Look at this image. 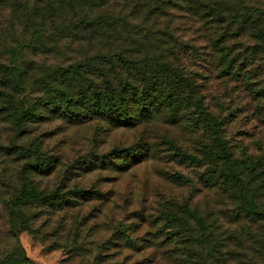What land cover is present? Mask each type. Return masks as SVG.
Instances as JSON below:
<instances>
[{
	"label": "rangeland",
	"instance_id": "obj_1",
	"mask_svg": "<svg viewBox=\"0 0 264 264\" xmlns=\"http://www.w3.org/2000/svg\"><path fill=\"white\" fill-rule=\"evenodd\" d=\"M136 1L113 0L109 12L129 17ZM242 1L253 11L264 9V0ZM177 5L157 25L154 19L144 20L146 9L129 17L130 39L123 34L117 43L97 41L94 51L98 46L102 52L117 51L123 42L140 49L132 60L153 58L158 38L168 42L171 38L164 34L170 32L177 53L170 64L184 79L178 114L165 106L134 127H115L99 119L70 121L46 107L44 117L25 121L21 129L12 121L23 109L13 112L11 120L0 109V264L12 247L10 229L18 230L9 206L15 205L26 178L64 198L27 207L31 231L18 237L31 264H198L207 256L216 264L217 259L264 264V229L248 222L234 188L224 185L230 165L220 157L210 160L223 144L232 166L259 164L258 171L264 170V43L250 30H235L224 44L232 61L226 62L215 47L218 26ZM24 24L0 6V63L6 69L20 59L28 69L19 94L25 108L44 107L53 97L42 80L57 67L79 63L90 46L70 39L56 43V33L46 40L54 50L50 53L21 50L32 33ZM157 32L160 37H154ZM129 71L133 68L122 69L120 77ZM134 144L143 155L135 160L116 156L115 147ZM38 147L39 158L48 164L42 172L36 171ZM185 204L216 222L215 249L199 242L208 234L199 231L194 214L185 213ZM239 237L246 242L243 247L236 243Z\"/></svg>",
	"mask_w": 264,
	"mask_h": 264
},
{
	"label": "trees",
	"instance_id": "obj_2",
	"mask_svg": "<svg viewBox=\"0 0 264 264\" xmlns=\"http://www.w3.org/2000/svg\"><path fill=\"white\" fill-rule=\"evenodd\" d=\"M178 1L177 5L173 0H137L129 17L134 19L138 13L146 9L144 20L150 22L154 19L156 22L154 25H157L166 15L168 8L183 5L200 19L211 20L218 26L220 33L215 47L219 52L224 51L226 38L235 30L240 33L250 30L255 39L264 43V9L262 8L253 11L251 6L245 5L246 2L242 1L241 4L239 0ZM112 2L113 0H0V6L11 10L18 20L25 23L24 27L32 30L30 39L26 41V48H20L21 50L28 49L35 54L40 51L50 53L54 50L47 47L46 40L49 35L56 33H59L56 43L70 39L90 46L84 53V59L79 63L57 67L49 73L48 80H42L53 97L45 101L44 107L38 105L32 107L31 104L25 108L26 102L21 98L22 94H19L23 93L22 90L26 86L28 69L22 67L20 59L6 69L5 65L0 63L1 113L11 120L14 117L13 112H17L18 109L25 111L23 115L12 121L13 125L21 128L25 121L44 117L46 107L59 112L70 121L80 123L99 119L111 122L115 127H134L142 121L151 119L155 112H160L165 106L173 108L176 114L179 113L184 79L179 68L170 64V60L177 56L175 41L170 32L164 34L171 38L168 42L158 38L161 44L156 48L157 53L153 58L132 60L133 53L136 52L138 55L140 49H129L131 43L125 46L123 42L117 51L102 52L104 50L101 46L94 51L98 45L97 41L117 43L121 40V35L127 34L129 39L132 35V20L121 13L109 12ZM153 35L160 37L161 34L157 32ZM94 43L97 44L93 46ZM227 55L226 52L222 54L225 61L232 62ZM228 65V73H231L232 68L230 64ZM129 67L133 68V72L129 71L128 76L121 78V70L128 71ZM137 78L138 81H134ZM190 88L193 90V86ZM260 94L262 95V91ZM187 112H190V109ZM202 114L203 112H200L198 116ZM139 148L137 144L124 149L115 147L116 156L135 160L143 155V151ZM40 150V147L35 150L37 158H42ZM217 157L224 159L230 165L223 181L224 185L229 184L234 188L233 196L240 203L244 217L252 226H258L263 231L264 203L259 200L264 198V170L258 171L259 164L232 166L231 154L223 144L221 153L212 156L210 160H215ZM40 158L37 160L36 171L42 172L48 164ZM256 180L258 184H254ZM224 189L227 190L225 187ZM63 199L60 191L53 190L49 193L41 189L33 180L28 178L23 180L15 205L9 206L18 230L10 229L12 247L1 261L2 264H31L18 237L19 232L31 231V217L26 214V209L34 202L53 205L55 202H62ZM183 210L189 215L194 214L199 231L208 234L199 242L211 247V250L212 247L215 249L218 246L216 222L192 213L188 204H185ZM250 237L262 243L259 238ZM236 243L241 247L246 244L240 237ZM223 246L228 247L229 244ZM208 258L205 257L206 262L198 264H216L212 260L209 262ZM217 262L227 263L224 259H217Z\"/></svg>",
	"mask_w": 264,
	"mask_h": 264
}]
</instances>
